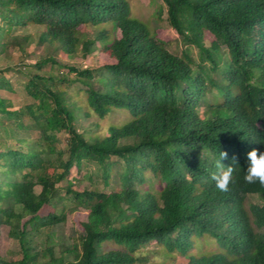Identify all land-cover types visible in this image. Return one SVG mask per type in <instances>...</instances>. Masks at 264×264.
<instances>
[{"label":"trees","instance_id":"obj_1","mask_svg":"<svg viewBox=\"0 0 264 264\" xmlns=\"http://www.w3.org/2000/svg\"><path fill=\"white\" fill-rule=\"evenodd\" d=\"M161 1L180 53L128 0H0V56L23 63L39 48L36 67L73 74L20 69L31 101L16 106L0 67V115L23 118L0 117V264H146L144 252L149 264H264V185L243 181L248 151H264V0ZM89 55L92 67L61 63ZM117 114L131 118L106 132L94 119ZM27 123L40 145L18 136ZM220 151L225 166L237 158L227 192L211 179ZM90 164L106 186L114 174L111 190L73 184ZM59 190L76 212L60 237Z\"/></svg>","mask_w":264,"mask_h":264},{"label":"rangeland","instance_id":"obj_2","mask_svg":"<svg viewBox=\"0 0 264 264\" xmlns=\"http://www.w3.org/2000/svg\"><path fill=\"white\" fill-rule=\"evenodd\" d=\"M131 8V16L133 18H138L144 23H146L151 29H157L158 34L165 39H169L170 42L166 44V47L169 51L175 52V53H180L183 49L188 48V45H184L183 42L171 31L168 21H167V16H166V9L165 6L163 5L161 0H128ZM191 50L194 51L193 47H190ZM40 52L39 48H36L30 56L24 60V62L21 61V57L15 51V53L11 56V58L8 60L4 59L2 56H0V67L3 68L2 74L3 77L6 78L10 85H11V91H3V94H5L6 97L11 99L16 106L25 104L27 102H30L31 99L26 95L25 93V88L24 85L28 81L29 77L25 74L20 72V69H23L25 72H30V74L36 70H39L41 73H51L53 76L57 78H65L66 80H71L73 77V74H67V69L62 68L60 65L62 64H56V65H51V64H46L43 67L39 68L34 65L35 61L38 59V54ZM64 62L61 63H66L68 65H73L78 68H84L85 66H94L95 65V58L91 55L88 57H76V58H64ZM9 67H6V66ZM97 81L98 82H104L105 81V76L101 75L100 71H95L94 72ZM66 87L69 86L68 88H71V91L74 95H79V90L83 88V86L79 82H72L70 84L66 83L64 84ZM1 118L6 119V120H13L15 122L23 120V118L12 114L10 116H2L0 115ZM131 117L128 115H111L107 116L105 118L99 119L98 117H95V121H97L101 127L100 130H103V132H106L108 126L111 123H121L124 122L125 120L127 121ZM25 122V121H24ZM18 131V136L22 137L25 139L24 143L27 146H38L41 143L40 140V131L38 128L32 126L31 124L24 126H20L17 128ZM22 146V145H21ZM95 166L90 164L87 167H85L82 170V174L80 176V183L76 179H74L72 176L74 175L73 173L71 174L72 177V182L73 184L77 187L79 185L87 186L89 184H96L100 188H103L106 191L111 190L113 185H115V180L116 178L114 177V174H112V181L111 185L106 186L104 183L98 179L95 176ZM39 188H37L38 190ZM60 199L58 202L57 200ZM56 202H58L56 205ZM64 203L66 205L67 212L69 216L67 217L65 223H62L58 225L57 231H56V236H63V235H70L72 233L73 228V222L72 218L76 214L75 211H71L75 207V203L71 200L70 196H67L64 194V190H59L58 196L53 198L50 203L53 207L56 208V212H61V207L59 204ZM84 218L86 216L84 215ZM152 245L148 247V251L152 249ZM3 252L6 254H11L13 256H19V245L16 240L14 239H5L4 244H3ZM58 251V250H56ZM143 255L147 256V261L146 264H149L152 260L157 259V256L154 255L153 252H144ZM187 258L180 256L176 264H186Z\"/></svg>","mask_w":264,"mask_h":264},{"label":"clouds","instance_id":"obj_3","mask_svg":"<svg viewBox=\"0 0 264 264\" xmlns=\"http://www.w3.org/2000/svg\"><path fill=\"white\" fill-rule=\"evenodd\" d=\"M228 159L226 151H220L219 157L215 161V168L217 171L211 174V179L215 183V188L220 192H227L230 184L235 183L234 172L238 166L237 158L234 155L231 160L232 163L225 166L221 163L222 160ZM243 181L248 184L264 185V151L258 153L257 149L253 148L247 153V165L245 167Z\"/></svg>","mask_w":264,"mask_h":264}]
</instances>
